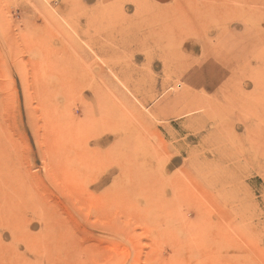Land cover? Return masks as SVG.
<instances>
[{"label": "rangeland", "instance_id": "rangeland-1", "mask_svg": "<svg viewBox=\"0 0 264 264\" xmlns=\"http://www.w3.org/2000/svg\"><path fill=\"white\" fill-rule=\"evenodd\" d=\"M258 32L264 0H0V264H264Z\"/></svg>", "mask_w": 264, "mask_h": 264}, {"label": "bare ground", "instance_id": "bare-ground-1", "mask_svg": "<svg viewBox=\"0 0 264 264\" xmlns=\"http://www.w3.org/2000/svg\"><path fill=\"white\" fill-rule=\"evenodd\" d=\"M198 2H199V1H198ZM225 5H226V4H225ZM234 5H235V4H234ZM194 6H195V5H194ZM208 6H209V5H208ZM235 6H236V5H235ZM192 7H193V6H192ZM196 7H197V6H196ZM220 7H221V6H220ZM220 7H219V8H220ZM210 9H211V8H210ZM205 10H206V9H205ZM193 11H194V10H193ZM193 11H191V12H193ZM197 12H198V11H197ZM231 12H232V11H231ZM235 12H236V11H235ZM256 12H257V11H256ZM181 13H182V12H181ZM193 14H194V13H193ZM196 14H197V13H196ZM199 14H200V11H199ZM201 14H202V13H201ZM201 14H200V16H201ZM204 14H205V13H204ZM231 14H232V13H231ZM233 14H235V13H233ZM184 15H185V14H184ZM184 15H183V17H184ZM186 15H187V14H186ZM186 15H185V16H186ZM188 15H189V14H188ZM191 15H192V14H190V16H191ZM213 15H214V14H213ZM254 15H256V14H254ZM254 15H253V17H254ZM190 16H189V17H190ZM222 16H223V15H222ZM260 16H261V15H260ZM186 17H187V16H186ZM192 17H193V16H192ZM198 17H199V16H198ZM217 17H218V16H217ZM224 17H225V16H224ZM231 17H232V16H231ZM258 17H259V16H257V18H258ZM179 18L181 19L180 16H179ZM255 18H256V17H255ZM176 19H177V18H176ZM208 19H209V18H208ZM212 19H213V18H212ZM222 19H223V18H222ZM227 19H228V18H227ZM232 19H234V17H232ZM258 19H259V18H258ZM186 20H187V19H186ZM188 20H189V19H188ZM188 20L185 21L186 24H188V23H187ZM254 20H255V19H254ZM177 21H178V19H177ZM201 21H203V20H201ZM205 21H206V20H205ZM205 21H204V24H207V22H205ZM222 21H223V20H222ZM257 21H258V20H257ZM260 21H261V20H260ZM182 22H183V21H182ZM178 23H179V26H180L181 21L178 22ZM221 23H222V22H221ZM252 23H253V22H252ZM245 24H246V23H245ZM177 25H178V24H177ZM259 25H260V24H259ZM186 26H187V25H186ZM188 26H189V25H188ZM195 26H196V25H195ZM195 26H194V27H195ZM207 26H208V25H207ZM249 26H250V24H249ZM182 27H184V26H182ZM194 27H193V28H194ZM177 28H179V30H180V27H177ZM185 28H186V27H185ZM187 28H189V27H187ZM259 28H260V27H259ZM217 29H218V28H217ZM182 30H183V29H182ZM189 30H190V29H189ZM189 30H188V31H189ZM197 30H198V29H197ZM252 30H253V29H252ZM198 31H199V30H198ZM254 31H256V30H254ZM261 31H262V29H261ZM179 32H183V31H179ZM195 32H196V31H195ZM201 32H203V31H201ZM201 32H199V33H201ZM172 33H173V32H172ZM183 33H184V32H183ZM192 33H193V32H192ZM197 33H198V32H197ZM181 34H182V33H181ZM189 34H190V32H189ZM259 34H260V33L258 32V36L261 35V34H260V35H259ZM195 35H196V33H195ZM195 35H194V36H195ZM262 35H263V34H262ZM190 36H191V35H190ZM190 36H189V37H190ZM197 36H198V35H197ZM199 36H200V34H199ZM153 37H154V36H153ZM187 37H188V36H187ZM185 38H186V37H185ZM194 38H195V37H194ZM200 38H201V37H200ZM149 39H150V38H149ZM216 39H217V38H216ZM260 39H263V38H261V36H260ZM201 40H203V39L201 38ZM263 40H264V39H263ZM203 41H205V40H203ZM205 42H206V41H205ZM207 42H208V40H207ZM207 42H206V43H207ZM215 42H216V41H215ZM260 42H262V40H261ZM208 43H209V42H208ZM179 44L181 45L180 42H179ZM179 44H178V45H179ZM173 45H174V44H173ZM209 45H210V44H209ZM211 45H212V44H211ZM199 46H200V45H199ZM212 46H213V45H212ZM177 47H178V46H177ZM210 47H211V46H210ZM201 48H202V47H201ZM178 49H179V47H178ZM208 49H209V48H208ZM182 54H183V53H182ZM238 54H239V53H238ZM171 57H172V56H171ZM234 57H235V56H234ZM167 59L169 60V56L167 57ZM167 59H166V60H167ZM168 60H167V61H168ZM171 63H172V62H170V64H171ZM162 74H163V73H162ZM130 76H131V75H130ZM126 79H127V78H126ZM130 79H131V78H130ZM130 81H131V80H130ZM128 82H129V81H128ZM128 82H127V84H128ZM131 85H133V84H131ZM173 85H174V84H173ZM162 86H163V85H162ZM133 87H134V85H133ZM124 88H125V87H124ZM127 89H128V88H127ZM134 89H135V87H134ZM128 90H129V89H128ZM175 91H176V89H175ZM129 95H130V94H129ZM155 95H156V94H155ZM131 96H132V95H130V97H131ZM150 96H151V95H150ZM152 96H153V95H152ZM155 97H156V96H155ZM146 98H147V97H146ZM148 98H149V97H148ZM151 99H152V98H151ZM189 99H190V98H189ZM192 99H193V98H192ZM192 101H193V100H192ZM192 101H191V100H190V101L188 100V102L195 103V102H194L195 99H194L193 102H192ZM144 103H145V102H144ZM191 103H190V104H191ZM183 104H184V103H183ZM196 104H198V103H196ZM194 106H195V105H194ZM199 106H200V105L198 104L197 107H199ZM181 107H183V105H182ZM186 107H188V106H186ZM190 107H193V106L191 105ZM197 107L195 106L194 109L197 110ZM179 108H180V107H179ZM179 108H178V109H179ZM183 108L185 109V107H183ZM187 109H188V108H187ZM205 110H206V109H205ZM191 111H192V110H191ZM200 111H201V110H200ZM183 112H185V111H183ZM180 113H181V112H180ZM186 113H189V112L187 111ZM178 114H179V113H178ZM153 115H154V114H153ZM180 115H181V114H180ZM139 125H140V124H139Z\"/></svg>", "mask_w": 264, "mask_h": 264}, {"label": "built area", "instance_id": "built-area-1", "mask_svg": "<svg viewBox=\"0 0 264 264\" xmlns=\"http://www.w3.org/2000/svg\"><path fill=\"white\" fill-rule=\"evenodd\" d=\"M52 1H54V0H52Z\"/></svg>", "mask_w": 264, "mask_h": 264}]
</instances>
